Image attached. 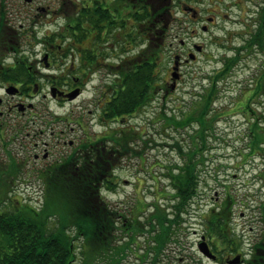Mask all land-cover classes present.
Segmentation results:
<instances>
[{"label": "flooded vegetation", "instance_id": "1", "mask_svg": "<svg viewBox=\"0 0 264 264\" xmlns=\"http://www.w3.org/2000/svg\"><path fill=\"white\" fill-rule=\"evenodd\" d=\"M232 12L240 15L246 33L264 26V0H0V128L10 116L19 113L21 121L31 122L28 125L33 126L32 130L44 133L35 128L39 120L37 105L26 103L42 94L44 87L47 92L43 98L60 105L82 100L78 116L56 119L69 129L61 130L68 136L63 142L67 151L56 155L48 143H36L34 161L42 168L40 174L60 172L74 187L83 186L76 175L93 172L91 166L96 168L99 185L103 179L113 181V166L120 155L119 134L134 136L129 121L146 108L117 115L119 88L126 89L125 77L155 64L154 74L159 80L149 98H160L165 106L185 79L184 68L205 53L204 46L194 41L199 31L208 33L219 22L232 20ZM189 32L191 43L184 38ZM168 60H172L173 67L178 62L175 73L173 67H165ZM22 71L27 82L1 78L3 74L16 77ZM9 88L16 93H8ZM262 90L260 97L264 96L263 87ZM74 93L78 95L72 100L70 95ZM8 98L19 101H7ZM253 114L256 117L250 135L256 140L255 129L264 122V112ZM29 126L20 125L16 130L23 133ZM94 127L103 131L98 133ZM257 150L252 146L249 154H242L243 160L255 157ZM253 180L260 181L264 189V169ZM247 197L256 200L252 194ZM224 201L226 207L230 204L226 214L229 244L223 249L226 256L219 255L221 250L214 248V240L206 233L197 245L205 236L216 263L230 264L239 257L237 264H264V230L251 243L252 238H247V243L237 238L232 228L234 204ZM257 206L253 210L259 213L256 218L264 220V202ZM78 249L80 253L73 249L72 264H82L83 252Z\"/></svg>", "mask_w": 264, "mask_h": 264}, {"label": "rangeland", "instance_id": "2", "mask_svg": "<svg viewBox=\"0 0 264 264\" xmlns=\"http://www.w3.org/2000/svg\"><path fill=\"white\" fill-rule=\"evenodd\" d=\"M231 17L232 20L219 22L208 33L199 31V37L194 41L204 46L205 53L196 63L184 68L185 79L166 106L163 107L160 98L151 101L129 121L134 128V140L130 143L129 150L119 151L120 155L113 166V181L116 185L114 189L105 188L100 191L105 202L126 219L122 217L117 223L119 229L115 231L116 241L113 245L118 248L100 252L96 264H152V254L149 258L145 256L152 241L149 238L152 234L146 230L149 229L147 220L158 207L167 213L172 209L174 190L168 176L169 170L174 165H182L184 160L177 143L186 151L193 149L199 142L202 143L197 133L200 128L198 124L177 131L165 124L164 113L168 116L176 115L179 119L187 116L185 113L193 109L194 102L213 82H217L214 77L221 71L224 59L235 55L237 49L244 45L248 33L244 30L240 15L232 12ZM184 38H188L189 43L193 41L190 32ZM263 61V54L243 51L241 61L232 73L217 82V99L207 120L210 127L207 146L203 148V162L199 166V194L177 232L176 241L169 244L159 264H222L203 256L198 250L197 242L206 233L205 218L212 210L221 206L223 200L234 204L232 228L237 238L244 239L246 243L247 238H252L249 241L251 243L262 236L264 220L256 218L259 213L253 210L258 207L259 202H264V189H261L260 181L253 180V176L264 169V145L257 148L253 158L243 160L242 154H249L250 148L254 146L255 140L250 135V127L256 117L253 113L264 112V105L260 104L264 102V96L252 99L260 81L258 76L263 68ZM165 67L172 68V60L165 62ZM46 92L47 87H44L42 94ZM42 94L30 98L26 103L37 105L39 120L35 128H41L44 133L32 130L33 126L31 128L28 125L31 122L21 121L23 116L19 113L10 116L6 125L0 128V205L5 201L3 210L25 205L41 209L45 190L44 182L40 179L42 168L34 161V146L45 142L53 148L56 155L65 153L67 148H64L63 142L68 136L62 134L61 130L66 128V124L58 123L56 119H73L81 112L79 107L82 100L60 105L51 98L44 99ZM89 99H93V96H89ZM72 110L75 112L70 115ZM160 113L163 116L159 117ZM20 125L29 127L27 131L18 133L16 129ZM257 128L262 129L263 133L264 122L259 123ZM93 130L98 133L103 131L101 127H94ZM247 194H252L256 200L253 201ZM245 204L248 205L246 208ZM243 212L245 217L241 216ZM136 220L140 221V228L137 225L132 228V223ZM55 225L54 221L50 227ZM76 232L75 228L69 230L72 235ZM212 239L214 248L221 250L217 239ZM83 242V238L75 236L77 252L78 248L84 251L88 249ZM221 251L219 255L225 257L226 254H221Z\"/></svg>", "mask_w": 264, "mask_h": 264}, {"label": "trees", "instance_id": "3", "mask_svg": "<svg viewBox=\"0 0 264 264\" xmlns=\"http://www.w3.org/2000/svg\"><path fill=\"white\" fill-rule=\"evenodd\" d=\"M237 50L235 55L224 59L221 71L214 77L217 82L232 73L241 61L243 51L264 54V26L253 27L244 45ZM154 69L155 64H151L148 68L134 71L130 76L125 77L126 89L119 88L117 99L118 116L122 113L139 112L151 103L149 94L152 95L155 92L153 87L159 80V77L154 74ZM261 70L262 73L260 71L258 76L260 81L252 94L254 100L263 94L264 65ZM24 71L20 72L17 78L6 74H3L1 78L3 81L15 78L27 82L29 79ZM217 82H213V85L194 102L193 109L185 113V115L188 114L187 116L179 119L176 115L168 116L164 113L165 124L177 131L184 130L192 124H198L200 128L197 133L202 143L199 142L189 151L177 143V148L184 160L182 165H174L169 170L168 176L174 190L172 209L167 213L159 210L158 207L147 220L149 229L146 230L150 235L152 234V237H149L152 241L145 256L149 258L152 254V264H159L169 244L176 241L177 232L184 223L192 202L199 194L201 182L199 166L203 148L207 146L208 129H210L207 120L209 111L217 99ZM199 103L201 105H198ZM256 135L258 137L254 142L255 149L263 144L264 132L257 128ZM133 140V136L126 138L119 134V151L129 150ZM90 168L93 172L87 170L83 175H76L84 182L82 187L69 185L65 175L60 172L41 173L40 179L44 182L45 190L41 209L25 205L3 210L5 201L0 205V264H72L71 256L77 249L74 243L75 236L83 238V245L86 244L88 248L86 251L82 250V264H96L100 252L105 253L118 248L113 245L116 241L115 231L119 229L117 223L120 218L126 219V217L111 208L100 193L105 188L114 189L116 184L114 181L103 179L99 185L98 180L95 179L96 168L94 166ZM106 172L104 167L102 175L105 176ZM226 203L229 204L230 201ZM227 207L222 203L204 220L206 234L217 239L221 250L229 244ZM54 221L56 225L52 228L50 224ZM128 222L131 224L130 221ZM138 223H140L138 220L133 222L132 228L135 225L140 228ZM70 228H75L77 232L74 235L70 234ZM221 252L224 254V250Z\"/></svg>", "mask_w": 264, "mask_h": 264}, {"label": "water", "instance_id": "4", "mask_svg": "<svg viewBox=\"0 0 264 264\" xmlns=\"http://www.w3.org/2000/svg\"><path fill=\"white\" fill-rule=\"evenodd\" d=\"M198 48H200V47H198ZM200 50H201V48H200ZM177 65H178V62H176V66L174 67V72L177 71V68H178ZM174 77H176L175 74H174ZM8 93L14 94L16 92L9 88ZM77 95H78L77 93L70 95V99H72V100L75 99L77 97ZM198 250L203 256H205L209 260H214L216 258V256L211 252L205 236L202 237V241L198 245ZM238 262H239V257H237L230 264H237Z\"/></svg>", "mask_w": 264, "mask_h": 264}]
</instances>
